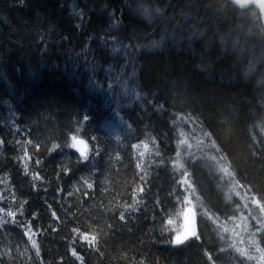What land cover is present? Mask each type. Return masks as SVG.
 Masks as SVG:
<instances>
[{"label": "trees", "instance_id": "obj_1", "mask_svg": "<svg viewBox=\"0 0 264 264\" xmlns=\"http://www.w3.org/2000/svg\"><path fill=\"white\" fill-rule=\"evenodd\" d=\"M261 207L257 9L0 0V264H264Z\"/></svg>", "mask_w": 264, "mask_h": 264}, {"label": "water", "instance_id": "obj_2", "mask_svg": "<svg viewBox=\"0 0 264 264\" xmlns=\"http://www.w3.org/2000/svg\"><path fill=\"white\" fill-rule=\"evenodd\" d=\"M228 1L230 3H232L236 8L243 10V11L247 10L249 8L257 9L259 14H260V17L262 20V25L264 28V0H228ZM76 141H81V140L80 139L74 140V142H76ZM77 147L80 148L81 150L85 151V153L87 152V147L84 143L83 144L77 143ZM73 149H74V152L79 155V152L76 151L75 148H73ZM82 159H85V158H82ZM193 229L196 231V234H197L198 233V227H197L196 215L192 209H187V210H185L184 215H183V228H182V231L179 235L183 236L185 234V232L187 231L189 238L184 243L179 244V245H175V246L180 247V246L184 245L187 241L196 238V237L191 236V230H193Z\"/></svg>", "mask_w": 264, "mask_h": 264}, {"label": "snow or ice", "instance_id": "obj_3", "mask_svg": "<svg viewBox=\"0 0 264 264\" xmlns=\"http://www.w3.org/2000/svg\"><path fill=\"white\" fill-rule=\"evenodd\" d=\"M77 143H79V144H83V141H76V142H74L72 145H70V147L75 148L76 151L79 152V155H80L82 158H86V153H85V151H83V150H81L80 148H78V147H77ZM56 147H57V146L54 145V146H53V149H55ZM34 179H39V177H34ZM89 188H91V185H89ZM251 202H252L254 205H256V206H260L259 203H258V201L256 200L255 197H252V201H251ZM186 203H188V201H186ZM261 212L264 213V207H261ZM7 215H8L9 217H12V216H14V213L11 212V211H9V212L7 213ZM121 218L123 219V217H121ZM168 223L171 224L172 221L169 220ZM29 231H31V229H29ZM191 236H193V237H196V236H197L196 231H195L194 229L191 230ZM188 238H189V235H188V233H187V231H186L185 234H184L183 236H181V235H177L176 237H174L173 240H172V243H173L174 245H179V244L184 243ZM197 238H198V237H197ZM85 239H87V237H85ZM92 239L94 240L95 237H93ZM33 246H35V242H33ZM73 255H75V253H73ZM77 258L79 259V257H77Z\"/></svg>", "mask_w": 264, "mask_h": 264}, {"label": "rangeland", "instance_id": "obj_4", "mask_svg": "<svg viewBox=\"0 0 264 264\" xmlns=\"http://www.w3.org/2000/svg\"><path fill=\"white\" fill-rule=\"evenodd\" d=\"M186 201H188V203H185L184 210H187V209H192V210H193L194 207H193V205H192V201H191V199L188 197ZM186 201H185V202H186ZM236 225H240V226L238 227V229L241 228V223H240V221L237 222Z\"/></svg>", "mask_w": 264, "mask_h": 264}, {"label": "clouds", "instance_id": "obj_5", "mask_svg": "<svg viewBox=\"0 0 264 264\" xmlns=\"http://www.w3.org/2000/svg\"><path fill=\"white\" fill-rule=\"evenodd\" d=\"M161 11H162V10L159 9V8L156 9V12H157V13H160ZM81 162H83V160H82Z\"/></svg>", "mask_w": 264, "mask_h": 264}]
</instances>
